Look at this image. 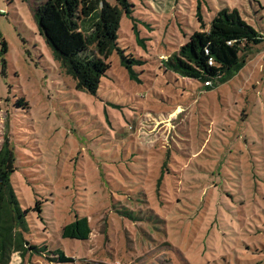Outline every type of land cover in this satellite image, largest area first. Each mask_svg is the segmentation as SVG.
Instances as JSON below:
<instances>
[{
    "label": "rangeland",
    "instance_id": "1",
    "mask_svg": "<svg viewBox=\"0 0 264 264\" xmlns=\"http://www.w3.org/2000/svg\"><path fill=\"white\" fill-rule=\"evenodd\" d=\"M44 1L0 0V151L9 133L28 239L47 245L8 264H264V41L213 88L164 65L222 8L264 37V0H130L118 46L143 63L133 78L114 51L95 94L41 33ZM77 216L86 240L62 235Z\"/></svg>",
    "mask_w": 264,
    "mask_h": 264
},
{
    "label": "trees",
    "instance_id": "2",
    "mask_svg": "<svg viewBox=\"0 0 264 264\" xmlns=\"http://www.w3.org/2000/svg\"><path fill=\"white\" fill-rule=\"evenodd\" d=\"M45 0L35 11L41 33L53 47L57 58L78 89L95 94L110 69L108 62L114 51L122 57L131 77L137 73L133 66L140 59L125 56L118 46V33L123 14L130 15L134 4L130 0ZM200 20H203L200 18ZM202 30L195 31L187 43L169 56L164 65L178 75L195 79L208 88L230 80L264 41L261 33L251 25L237 8H222ZM6 43L4 42V45ZM212 60V63H211ZM15 144L8 133L0 151V263L8 264L14 254L24 257L29 251L44 253L47 247L28 239L31 231L29 214L14 184L19 167ZM42 212L40 202L33 208ZM92 232L86 216H77L63 227L64 238L86 240ZM59 262L70 260L60 248L50 249Z\"/></svg>",
    "mask_w": 264,
    "mask_h": 264
},
{
    "label": "built area",
    "instance_id": "3",
    "mask_svg": "<svg viewBox=\"0 0 264 264\" xmlns=\"http://www.w3.org/2000/svg\"><path fill=\"white\" fill-rule=\"evenodd\" d=\"M211 63H212V60H211ZM205 83H206V84H210V82H208V81H207V82H205Z\"/></svg>",
    "mask_w": 264,
    "mask_h": 264
}]
</instances>
